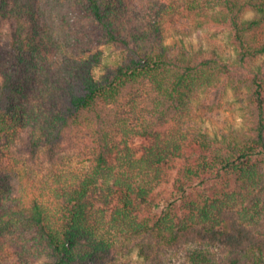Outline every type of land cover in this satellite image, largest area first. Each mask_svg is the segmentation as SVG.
<instances>
[{"label":"trees","instance_id":"16d2710c","mask_svg":"<svg viewBox=\"0 0 264 264\" xmlns=\"http://www.w3.org/2000/svg\"><path fill=\"white\" fill-rule=\"evenodd\" d=\"M229 91L243 125L211 135L195 112ZM133 252L264 264V0H0V264Z\"/></svg>","mask_w":264,"mask_h":264},{"label":"rangeland","instance_id":"374dc122","mask_svg":"<svg viewBox=\"0 0 264 264\" xmlns=\"http://www.w3.org/2000/svg\"><path fill=\"white\" fill-rule=\"evenodd\" d=\"M252 16V12L247 11L245 17L251 18ZM164 44L169 46L184 45L186 48L192 50H214L221 55L231 52L223 41L219 39H210L202 31L193 32L187 37H180L175 35L172 29H165ZM195 118L197 124H199L204 131L218 137L230 131L240 129L243 125L240 104L235 102V98L230 91L219 101L216 109L208 113L197 111L195 112ZM75 144L76 145L73 147L68 146V151L71 155L70 163L71 165L79 167L83 165L84 159L86 158L85 153H87L88 149L85 147L87 141L78 140ZM77 152L80 153L78 157H76ZM21 232L26 239V245L31 246L34 243V235L29 230H22ZM126 261L127 264H141L135 252H133Z\"/></svg>","mask_w":264,"mask_h":264}]
</instances>
